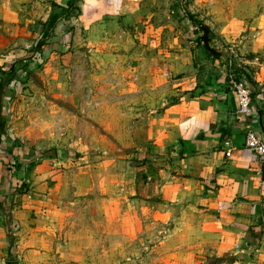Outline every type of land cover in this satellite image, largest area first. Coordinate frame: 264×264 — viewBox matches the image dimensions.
I'll return each mask as SVG.
<instances>
[{"label":"rangeland","instance_id":"rangeland-1","mask_svg":"<svg viewBox=\"0 0 264 264\" xmlns=\"http://www.w3.org/2000/svg\"><path fill=\"white\" fill-rule=\"evenodd\" d=\"M122 1L114 6L106 0H75L69 17L59 22L43 21L48 9L43 0H0L4 124L10 109L13 120L28 126V140L49 146L44 152L55 158L57 148L69 157L134 158L137 150L127 145V137L140 122L139 103L136 96L126 100L125 94L128 88L137 92L139 60L160 61V48L163 56L169 50L180 54L182 38L185 47L195 40L204 46L203 25L209 27L210 52L227 47L229 52L233 44L241 49V37L229 40L226 33L264 29V0ZM113 7H119L117 14ZM191 33L193 39L188 37ZM94 136L96 149L88 142ZM137 162L68 158L59 164L66 180L46 191L53 222L48 229L47 264H210L191 259L186 245L169 239L175 222L167 210L158 220L161 232L156 227L153 234L154 217L148 215L140 219L142 227L129 230L131 238L122 240L119 193L132 186ZM80 172L81 179L74 184V175ZM126 172L127 180L121 178ZM95 175L101 177L99 181L93 179ZM107 203L112 207L108 220L102 207ZM131 209L139 210L138 205Z\"/></svg>","mask_w":264,"mask_h":264},{"label":"crops","instance_id":"crops-1","mask_svg":"<svg viewBox=\"0 0 264 264\" xmlns=\"http://www.w3.org/2000/svg\"><path fill=\"white\" fill-rule=\"evenodd\" d=\"M43 1L48 8L43 21L60 22L69 17V7L75 3ZM106 1L114 6L123 2ZM113 8L117 14L119 7ZM241 33L234 30L224 35L229 40L241 37L242 50L238 44L231 45L230 50L244 60V70L237 72L250 86L253 113L247 118L236 113L235 95L227 83L229 48L210 52L197 40L185 47L182 38L180 54L169 50L163 56L160 48L161 62L152 59V63L147 57L138 61L141 82L137 92L128 88L125 94L126 100L136 96L139 103L136 115L140 122L127 137V145L137 150L132 159L125 154L98 159L69 157L63 149L55 158L44 152L49 146L28 140V126L13 120L7 109L5 124L0 125V264L14 260L47 264L48 229L53 222L49 221L51 199L46 191L59 188L66 180L58 166L68 158L138 160L132 186L119 193L123 201L119 221L122 240L131 238L129 230L141 226L140 219L148 215L154 217L153 234L156 227L161 232L158 220L167 210L175 222L168 237L186 245L191 259L201 263L221 258V264H264V164L245 146V121L264 140V29ZM193 35L188 37L193 39ZM2 88L3 84L0 91ZM1 99L0 94V103ZM97 141V136L89 139V147L96 149ZM228 149L230 154L225 156ZM80 175H74V184L80 181ZM98 178L95 175L93 179ZM121 178L127 180L130 173ZM75 190L79 194V189ZM131 205H138L139 210L131 209ZM102 207L108 220L111 204ZM10 235L13 245L9 248Z\"/></svg>","mask_w":264,"mask_h":264},{"label":"built area","instance_id":"built-area-1","mask_svg":"<svg viewBox=\"0 0 264 264\" xmlns=\"http://www.w3.org/2000/svg\"><path fill=\"white\" fill-rule=\"evenodd\" d=\"M132 3L140 2V0H128ZM230 54L227 57V83L230 90L234 93L236 99V113L242 117L247 118L253 113L251 108V89L243 75H239L238 72L244 70V60L240 54H236L230 50ZM238 71V72H237ZM246 133H245V146L253 151L256 159L261 164H264V140H262L256 132L253 131L245 121ZM229 149L225 151V156H229Z\"/></svg>","mask_w":264,"mask_h":264},{"label":"water","instance_id":"water-1","mask_svg":"<svg viewBox=\"0 0 264 264\" xmlns=\"http://www.w3.org/2000/svg\"><path fill=\"white\" fill-rule=\"evenodd\" d=\"M202 27V30L204 32V35L202 36L203 37V44L205 46H207V43H208V33H209V27L203 25L201 26ZM57 155L60 157L62 155V150L61 149H57ZM2 264H21V261L20 260H14V261H7V262H2Z\"/></svg>","mask_w":264,"mask_h":264},{"label":"trees","instance_id":"trees-1","mask_svg":"<svg viewBox=\"0 0 264 264\" xmlns=\"http://www.w3.org/2000/svg\"><path fill=\"white\" fill-rule=\"evenodd\" d=\"M52 21V20H51ZM53 21H54V19H53ZM3 125L4 124V119H3V117H2V110L0 111V125ZM0 136H1V129H0ZM12 245H13V237L10 235V242H9V248L10 247H12ZM225 256V257H224ZM228 256H227V254L225 253L224 255H223V258H227ZM222 258V259H223ZM13 259H16V256H14V258ZM215 263H221V258H215L214 260L212 259L211 261H210V264H215Z\"/></svg>","mask_w":264,"mask_h":264}]
</instances>
